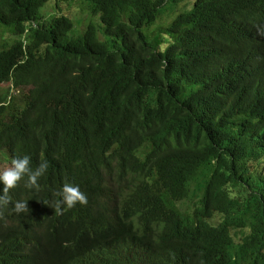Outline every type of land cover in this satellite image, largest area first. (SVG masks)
<instances>
[{
  "label": "trees",
  "instance_id": "obj_1",
  "mask_svg": "<svg viewBox=\"0 0 264 264\" xmlns=\"http://www.w3.org/2000/svg\"><path fill=\"white\" fill-rule=\"evenodd\" d=\"M59 1L0 0V164L49 165L38 190L21 180L9 192L29 211L5 209L0 264L34 243L46 264H77L102 226L158 245L162 264L264 257V79L246 85L255 75L238 50L264 0H82L79 18ZM64 183L88 203L56 214Z\"/></svg>",
  "mask_w": 264,
  "mask_h": 264
},
{
  "label": "clouds",
  "instance_id": "obj_2",
  "mask_svg": "<svg viewBox=\"0 0 264 264\" xmlns=\"http://www.w3.org/2000/svg\"><path fill=\"white\" fill-rule=\"evenodd\" d=\"M254 29L264 37V22ZM48 167V162L42 161L33 169L30 156L24 155L12 158L7 167L0 169V184L3 185L0 189V219L4 218L5 209L9 204H12V211L16 214L29 211L27 200L16 201L13 204L9 192L16 188L21 180L25 181V188L38 190L39 178L45 174ZM54 195L59 199L48 205L56 214H62L63 211L72 209L77 204L86 205L88 203L87 195L81 191L78 185L71 183H64ZM116 236L117 238H115ZM248 236L249 240H247ZM10 238L11 234L6 230V227H3L0 231V249L11 243ZM253 242L252 228H250L247 229L241 246H246V249ZM73 245L74 240L69 244L61 242L62 248H71ZM160 248L158 245H147L139 235H123L117 227L102 226L92 230L78 243L73 259L77 264H162L152 256V252ZM46 249L45 243H34L29 247L28 255H19L10 264H46V260L41 258ZM236 258H234L235 261H237ZM234 260L232 259V261ZM245 261L248 264H262L264 257H260L259 260H245V256H243L241 261L235 264H246ZM175 264L190 263L185 259V263L177 262Z\"/></svg>",
  "mask_w": 264,
  "mask_h": 264
},
{
  "label": "bare ground",
  "instance_id": "obj_3",
  "mask_svg": "<svg viewBox=\"0 0 264 264\" xmlns=\"http://www.w3.org/2000/svg\"><path fill=\"white\" fill-rule=\"evenodd\" d=\"M202 11H203V9H202ZM204 11H206V10H204ZM163 14H166V16L168 18L172 17V16L169 15L170 14L169 11H166ZM205 15H207V14H205ZM158 23H159V21H158ZM149 27H150V25H149ZM213 28H215V27H213ZM213 28H212V30H213ZM251 30L254 33L252 36H250V37H248L246 39H242V40L238 41V50H240V54L244 53L246 55L245 66L255 75V78H254L253 76H251L250 74H248V73H246L244 71V73L248 74L249 76L253 77V79H254V80H246L247 82L244 79H242L246 83V85H249V86L257 84V83H255V80L259 81V80H263L264 79V37L259 32H257V30H255L253 27H252ZM240 54H238V55L240 56ZM228 61H229L230 65L233 64L235 66V69L241 71V67L239 65H237L236 63H234V62H239V61H234V62L231 61V60H228Z\"/></svg>",
  "mask_w": 264,
  "mask_h": 264
},
{
  "label": "rangeland",
  "instance_id": "obj_4",
  "mask_svg": "<svg viewBox=\"0 0 264 264\" xmlns=\"http://www.w3.org/2000/svg\"><path fill=\"white\" fill-rule=\"evenodd\" d=\"M82 1V0H81ZM79 0H75V1H59L60 7L63 11V13L68 14L69 16H74L76 18H79L80 16H82V14H89L90 9L89 7H87V5L82 1ZM51 7H46V9H44L46 12H52ZM160 18V19H159ZM158 21L155 23V25L148 27L146 29V32L149 33L150 35H156V32L159 31L160 29H164L165 27H167L169 25V23L171 22L173 17L168 18L166 16V14H161L159 17ZM159 24V25H158ZM153 27V28H152ZM151 35V36H152ZM7 39V38H6ZM8 41V39H7ZM5 45V43L3 44V40L0 42V49L3 48ZM2 87L6 88L5 85H3ZM0 160H6V158L2 157L1 153H0ZM9 164H0V169H3L5 167H7Z\"/></svg>",
  "mask_w": 264,
  "mask_h": 264
}]
</instances>
